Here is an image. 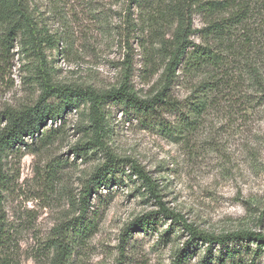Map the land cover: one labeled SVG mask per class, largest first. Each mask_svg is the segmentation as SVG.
I'll return each instance as SVG.
<instances>
[{
  "label": "rangeland",
  "instance_id": "374dc122",
  "mask_svg": "<svg viewBox=\"0 0 264 264\" xmlns=\"http://www.w3.org/2000/svg\"><path fill=\"white\" fill-rule=\"evenodd\" d=\"M26 3L37 32L34 50L26 37L14 36L7 52L0 22V132L5 111L35 106L47 83L99 93L126 83L141 100L167 86L173 100L184 102L200 84L217 79L209 70L166 85L162 46L177 26L159 21L154 28L127 0ZM193 25L203 29L207 18L196 15ZM191 41L205 43L200 34ZM259 62V68L253 62L229 65L223 96L197 124L186 118L187 104L182 113L146 116L111 102L105 110L109 129L98 143L85 103L48 119L42 135L0 152V207L12 264H51L58 245L69 243V264H172L192 240L184 223L215 236H264V96L252 77L258 71L264 78ZM170 127L178 133L170 134ZM109 156L118 160L114 181L98 185L94 177ZM141 220L149 224L135 225L125 244L126 228ZM191 244L198 250L188 264H199L208 245ZM258 248L252 243L242 259L264 264V246L255 254Z\"/></svg>",
  "mask_w": 264,
  "mask_h": 264
},
{
  "label": "trees",
  "instance_id": "16d2710c",
  "mask_svg": "<svg viewBox=\"0 0 264 264\" xmlns=\"http://www.w3.org/2000/svg\"><path fill=\"white\" fill-rule=\"evenodd\" d=\"M127 1L130 7L144 13L147 19L150 18L154 28L159 21H173L177 26L173 39L162 46L163 55L168 59L165 69L166 85L171 82L178 83L181 78H190L201 72L207 73L209 70L217 73V79L214 82L206 80L200 84L194 90L192 98L187 99L192 102L173 100L167 94V86L153 98L141 100L131 92L126 83L119 89L106 93H99L92 88L53 86L47 83L35 106L5 111L3 114L5 126L0 132V152L25 144L26 138L34 139L36 135H42L41 130L48 119L56 120L65 111H71L85 103L90 105L92 128L99 139L98 143L102 142L109 129L105 110L107 104L111 102L121 104L127 109H134L146 116H156L161 111L182 113L183 105L187 104L190 112L186 118H194L190 124L195 122L197 124L207 110L216 104L214 98L219 99L223 96L219 90L223 89L225 92L230 82L231 72H227L229 65H234V61L238 64L253 62L255 67L259 68L261 66L259 61H264V0ZM196 15L207 18L208 25L205 28L194 29L193 18ZM0 22L7 29V40H5L7 52L14 36L26 37L28 41H31L33 50L35 49L38 42L37 32L34 28L33 13L26 0H0ZM254 26L257 29H254ZM196 34L202 35L204 44L191 41V36ZM243 45L251 52L248 53ZM252 77L257 80L256 85L260 89L261 96H264V78L258 71L253 72ZM51 98L58 100L59 103L53 106L48 102ZM167 131L172 135L178 133L175 127H170ZM117 162V158L109 156L107 162L98 169L94 177L98 185L104 183L105 186H109L114 181L113 168ZM137 172L144 174L141 170ZM143 178L148 179L145 174ZM92 190H87L88 196ZM163 213L165 216L170 215L167 210ZM148 224V220L143 223L141 220L129 225L125 230V237H127L125 244H129L133 236L131 230L135 225L143 229ZM184 226L191 233L192 242L203 246L208 245L207 253L199 264H254L242 258L252 253V243H257L259 246L255 254L264 246V236L257 233L242 232L215 236L195 231L186 223ZM191 241L187 243L185 249L176 254L172 264H188L198 250L197 248L192 250L193 247L189 246ZM9 244L10 235L6 229V215L0 207V264H12ZM214 248H219L218 255L214 254ZM72 254L70 243L58 245L57 254L51 264H69Z\"/></svg>",
  "mask_w": 264,
  "mask_h": 264
}]
</instances>
